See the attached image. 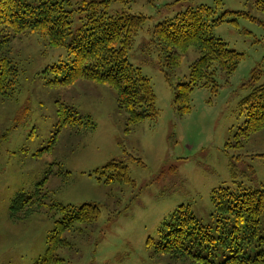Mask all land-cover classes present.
I'll list each match as a JSON object with an SVG mask.
<instances>
[{
    "label": "rangeland",
    "instance_id": "1",
    "mask_svg": "<svg viewBox=\"0 0 264 264\" xmlns=\"http://www.w3.org/2000/svg\"><path fill=\"white\" fill-rule=\"evenodd\" d=\"M38 1L23 0L33 6ZM64 1L73 11L65 46L50 47L37 33L0 32V41L8 40L0 43V59L7 58L18 68L16 93L0 101V264H35L43 257L53 220L62 215L44 212L25 223H12L9 207L18 195H31L44 180L45 202L76 208L90 204L101 213L94 225H75L65 235L71 247L58 251L62 264H168L146 241H158L159 229L176 208L188 207L194 218L213 229V189L264 190V130L241 149L225 148L246 120L240 101L264 84V0H220V5L217 0L112 2L107 16L146 17L127 58L150 80L159 112L155 122L138 123L129 134L113 89L85 80L71 86L54 83L49 68L70 62L66 45L86 17L79 11L81 0ZM199 6L215 9L212 20L228 12L212 35L243 59L230 77L216 76L221 85L217 92L195 88L191 111L180 116L173 106L174 90L189 81L199 53L189 48L181 64L169 70L152 32L155 25ZM59 105L88 116L94 129L80 137L79 128H66L51 143ZM111 161L127 165L134 185L104 184L105 177L96 170ZM230 164L236 167L235 177ZM260 227L263 235L264 217ZM260 251L264 247H252L248 256ZM223 260L218 249L213 261Z\"/></svg>",
    "mask_w": 264,
    "mask_h": 264
},
{
    "label": "trees",
    "instance_id": "2",
    "mask_svg": "<svg viewBox=\"0 0 264 264\" xmlns=\"http://www.w3.org/2000/svg\"><path fill=\"white\" fill-rule=\"evenodd\" d=\"M130 1L81 0L79 11L86 13L85 22L66 45L72 59L49 68L54 73V83L61 86L85 80L113 89L116 108L125 115L126 134L134 125L145 120L155 122L159 116L150 80L127 58L146 17L128 13L106 14L112 2L125 4ZM216 4L220 5V0ZM72 14L70 2L64 0H39L34 6L23 0H0V32L10 29L18 36L37 33L50 47H62L70 34ZM214 14V8L199 6L155 25L152 32L153 43L164 56L169 70L181 64L189 48L199 53L190 67L189 81L177 84L174 90L173 106L180 116L191 111V94L195 88L217 92L221 85L216 83V76L230 77L243 59L242 54L213 37V28L228 12L222 18L212 20ZM234 14L246 17L241 12ZM7 41L5 38L0 43ZM166 80H169V74ZM17 87V65L7 58L0 59V101L13 96ZM239 108L245 113L246 120L225 144L228 150L243 148L252 135L264 130V84L243 98ZM94 125L88 116L81 117L73 109L59 105L57 131L51 143H55L57 133L63 129L77 127L81 137L92 131ZM230 170L235 177L234 164H230ZM96 173L105 177L104 184L107 185L116 182L134 185L127 165L121 161H111ZM45 183L46 180L38 184L31 195H18L10 204L9 219L12 223H25L34 214H61L62 218L53 220L45 253L35 264H62L64 259L58 251L71 247L65 235L71 233L75 225H94L101 213L97 206L90 204L76 208L45 202ZM210 199L214 207L213 229L194 218L188 207L179 206L159 229L158 241L149 238L146 245L168 264L175 260L179 264H216L213 258L218 249L224 258L221 264H264V251L248 256L250 248L264 247L260 227L264 217V190L219 187L211 191Z\"/></svg>",
    "mask_w": 264,
    "mask_h": 264
}]
</instances>
